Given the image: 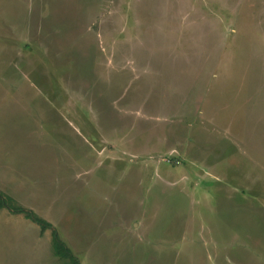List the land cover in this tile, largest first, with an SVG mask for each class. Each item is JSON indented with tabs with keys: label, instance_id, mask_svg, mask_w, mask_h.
Segmentation results:
<instances>
[{
	"label": "rangeland",
	"instance_id": "obj_1",
	"mask_svg": "<svg viewBox=\"0 0 264 264\" xmlns=\"http://www.w3.org/2000/svg\"><path fill=\"white\" fill-rule=\"evenodd\" d=\"M0 194V264H264V0H0Z\"/></svg>",
	"mask_w": 264,
	"mask_h": 264
},
{
	"label": "trees",
	"instance_id": "obj_2",
	"mask_svg": "<svg viewBox=\"0 0 264 264\" xmlns=\"http://www.w3.org/2000/svg\"><path fill=\"white\" fill-rule=\"evenodd\" d=\"M6 206V202L4 200V198L1 196L0 194V207L1 206ZM9 209L11 211H14V212H23L26 214V216H28L29 218H31L33 221L35 222H38L41 226H48L47 223L45 222H42L39 220V218H37L33 213L32 211L28 210L27 208H24V207H13V208H10ZM51 243H52V248H53V252L55 255H61V256H65V257H71L72 259V263L73 264H79L78 262V259L75 258L73 255H72V252L70 251V249L64 244V242L57 236V233L55 232V230H52V240H51Z\"/></svg>",
	"mask_w": 264,
	"mask_h": 264
}]
</instances>
